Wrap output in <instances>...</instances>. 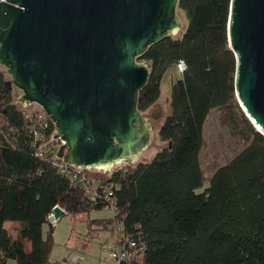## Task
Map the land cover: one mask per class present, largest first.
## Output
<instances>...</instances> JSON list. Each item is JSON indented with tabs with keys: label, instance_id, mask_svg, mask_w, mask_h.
I'll list each match as a JSON object with an SVG mask.
<instances>
[{
	"label": "trees",
	"instance_id": "16d2710c",
	"mask_svg": "<svg viewBox=\"0 0 264 264\" xmlns=\"http://www.w3.org/2000/svg\"><path fill=\"white\" fill-rule=\"evenodd\" d=\"M230 0H178L187 26L147 47L140 59L150 73L138 91L145 111L159 95L167 67L183 60L185 70L171 84L170 112L158 128L166 142L148 163L117 169L99 179L109 186L115 212L88 219L87 239L111 225L142 244L129 264H264V137L241 111L234 93L235 58L227 42ZM14 88L0 68V264H56L47 217L55 206L65 214L103 210L101 197L37 154L35 108L13 101ZM219 109L218 122L243 145L215 169L202 192L199 152L205 119ZM49 123L45 137L54 131ZM101 192V189H97ZM16 223L11 234L5 222ZM48 222L47 237L42 236ZM86 246V242L83 243Z\"/></svg>",
	"mask_w": 264,
	"mask_h": 264
},
{
	"label": "water",
	"instance_id": "95a60500",
	"mask_svg": "<svg viewBox=\"0 0 264 264\" xmlns=\"http://www.w3.org/2000/svg\"><path fill=\"white\" fill-rule=\"evenodd\" d=\"M182 27L178 0H1L0 67L16 102L54 125L58 158L109 173L153 138L136 107L150 73L140 56ZM226 32L236 101L264 137V0H230ZM64 214L55 206L47 221Z\"/></svg>",
	"mask_w": 264,
	"mask_h": 264
},
{
	"label": "rangeland",
	"instance_id": "374dc122",
	"mask_svg": "<svg viewBox=\"0 0 264 264\" xmlns=\"http://www.w3.org/2000/svg\"><path fill=\"white\" fill-rule=\"evenodd\" d=\"M178 13L183 24L182 29L176 35L180 37L187 26V18L183 10L178 9ZM0 68L4 70L2 67ZM179 78L180 74L174 70L173 65L166 68L160 80L158 98L152 103V105L143 111L149 121L154 124V133L151 142L135 163L121 164L118 167H114L111 171L120 168L125 169L128 166L134 167L137 163H148L155 154L166 145V142L159 139L157 133L164 117L170 112L171 84ZM17 96L18 92L14 91V103L23 108L20 103L16 102ZM35 107L36 106L33 105L29 108ZM150 112L157 114V119L155 121L150 118ZM219 114V109L210 110L204 122L202 132L203 144L198 157L200 168L203 173V183L200 187L195 189L196 193L202 192L208 185V180L215 169L228 163V161H230L243 148L242 143L230 135L228 128L222 126L218 122ZM60 144L58 145V143H54L53 145L55 147L57 145L58 149ZM86 172L93 178L103 177L110 173L94 169H86ZM108 216H110V212L105 209L93 210L89 212L88 216L84 214L75 216L64 214L60 216L52 227L53 244L49 255L50 261L56 264H73L69 262L68 255L76 254L83 258L82 264H108L109 261L108 263L105 262L106 254L100 249L103 242L107 241V243L110 244V235L108 232H101L97 235L92 234V238H86L88 219L105 218ZM4 225L11 234L15 233L17 228L16 223H9L7 221ZM49 228L50 226L48 222H46L42 228V236L44 239L48 235ZM85 242L86 246H83V243Z\"/></svg>",
	"mask_w": 264,
	"mask_h": 264
},
{
	"label": "built area",
	"instance_id": "2783aa9c",
	"mask_svg": "<svg viewBox=\"0 0 264 264\" xmlns=\"http://www.w3.org/2000/svg\"><path fill=\"white\" fill-rule=\"evenodd\" d=\"M173 67L178 74H181L185 70V63L183 60H178ZM45 116L44 112L41 111L35 114L39 128L38 132L34 133L37 154L43 155L54 166L58 167L61 173L70 176L72 180L82 186L89 199L95 200L97 197H101L105 210L110 212V216L113 215L115 201L109 186L101 185L99 179H91V176L86 172L87 168L69 166L63 159L55 155L58 146L55 147L53 144L58 143L59 145L61 141L53 138V132L48 137H45L44 134L42 136V133L46 132L49 127ZM97 189H101V192H98ZM57 220L54 219L50 224L53 225ZM109 228L112 230V240L110 244L107 242L102 243L100 249L106 254V259L110 264H129L137 254L142 252V244L131 236L122 233L120 226L111 225Z\"/></svg>",
	"mask_w": 264,
	"mask_h": 264
},
{
	"label": "crops",
	"instance_id": "0c3cea01",
	"mask_svg": "<svg viewBox=\"0 0 264 264\" xmlns=\"http://www.w3.org/2000/svg\"><path fill=\"white\" fill-rule=\"evenodd\" d=\"M108 241H109V239H108ZM107 242V241H106ZM104 243V242H103ZM68 259H69V262H71V263H73V264H82V262H83V258L81 257V256H77L76 254H73V255H68ZM106 259V258H105ZM104 259V260H105ZM105 262H107L108 263V260L106 259L105 260ZM108 264H110V262L108 263Z\"/></svg>",
	"mask_w": 264,
	"mask_h": 264
},
{
	"label": "flooded vegetation",
	"instance_id": "af4514ba",
	"mask_svg": "<svg viewBox=\"0 0 264 264\" xmlns=\"http://www.w3.org/2000/svg\"><path fill=\"white\" fill-rule=\"evenodd\" d=\"M157 114H155V113H151L150 112V114H149V116H150V118L153 120V121H155L156 119L153 117V116H156ZM147 117V116H146ZM148 118V117H147Z\"/></svg>",
	"mask_w": 264,
	"mask_h": 264
}]
</instances>
